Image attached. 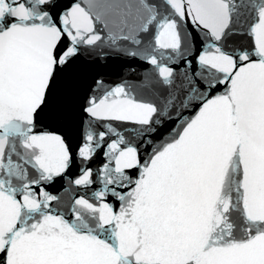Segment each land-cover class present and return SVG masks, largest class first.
I'll list each match as a JSON object with an SVG mask.
<instances>
[{"label":"snow or ice","instance_id":"6c2138e0","mask_svg":"<svg viewBox=\"0 0 264 264\" xmlns=\"http://www.w3.org/2000/svg\"><path fill=\"white\" fill-rule=\"evenodd\" d=\"M0 264H264V0H0Z\"/></svg>","mask_w":264,"mask_h":264}]
</instances>
